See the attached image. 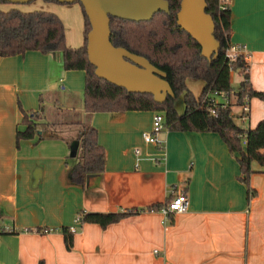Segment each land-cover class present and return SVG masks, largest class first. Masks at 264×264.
<instances>
[{
  "label": "crops",
  "instance_id": "crops-1",
  "mask_svg": "<svg viewBox=\"0 0 264 264\" xmlns=\"http://www.w3.org/2000/svg\"><path fill=\"white\" fill-rule=\"evenodd\" d=\"M66 6L74 24L65 4L35 11L56 15L66 46L76 49L84 42L83 13L77 3ZM11 9L20 8L2 12ZM230 10L231 47L244 48L251 87L264 92V0H230ZM84 75L66 71L61 53L0 57V264H264V171L254 166L249 186L243 184L237 155L216 133L164 130L161 147L144 144L154 112L86 114ZM189 83L198 98L203 83L198 93ZM24 113L47 126L37 132L43 141L17 144ZM240 115L232 107L236 127L255 129L264 121V103L253 98L246 119ZM79 123L97 130L106 153L104 172L87 176L83 186L70 180L79 162ZM177 193L187 196L189 208L168 220L145 210L105 229L77 223L81 212L141 210ZM61 228L75 230L71 251Z\"/></svg>",
  "mask_w": 264,
  "mask_h": 264
},
{
  "label": "trees",
  "instance_id": "trees-1",
  "mask_svg": "<svg viewBox=\"0 0 264 264\" xmlns=\"http://www.w3.org/2000/svg\"><path fill=\"white\" fill-rule=\"evenodd\" d=\"M168 3V12H158L151 20L133 22L110 17V43L114 48L144 58L154 68L165 74L172 95L161 102H155L150 94L129 93L95 75V68L90 64L87 54V35L91 25L81 4L84 19V42L79 48L66 46L65 31L61 20L52 13L43 11L22 12L11 9L0 11V57H14L27 52L42 55L61 53L63 68L66 71H82L84 75L83 104L86 114L125 113L131 111L154 112L164 115L166 130L170 132L216 133L227 146L232 155H237L241 178L249 186L250 176L255 173L253 165L264 171V121L255 129L241 130L233 123L231 109L242 106L245 100L256 98L264 103V92H256L251 87L248 66L242 56L235 60L227 57L231 49V10L230 1L224 7L222 0H205V12L213 21V37L219 44L217 57L207 59L201 55L200 45L177 25V14L181 0H164ZM47 2V1H46ZM4 2L0 1V4ZM59 4L57 2H52ZM7 4V3H4ZM241 77L238 90L231 87V74ZM192 79L203 83L198 98L187 89L186 80ZM228 94L234 98L233 103L225 109L216 106L215 115L211 95ZM182 97L184 113L179 115L174 108L175 101ZM23 131L16 134L17 144L21 140H32L37 134L38 124L23 114ZM79 154L78 163L70 173L72 183L83 186L89 175L101 174L105 170L106 153L98 142L97 130L86 124H78ZM47 126L41 127L42 130ZM56 135L54 132H48ZM45 138L38 135V141ZM245 140L244 151L241 148ZM250 197L255 193L250 192ZM169 201V200H168ZM167 201V202H168ZM158 204L141 210H124L115 213H85L78 216V225H98L101 229L119 221L147 211H160ZM0 209V235L2 229ZM67 251L73 248V233L69 228H61ZM39 264H43L40 262Z\"/></svg>",
  "mask_w": 264,
  "mask_h": 264
},
{
  "label": "water",
  "instance_id": "water-1",
  "mask_svg": "<svg viewBox=\"0 0 264 264\" xmlns=\"http://www.w3.org/2000/svg\"><path fill=\"white\" fill-rule=\"evenodd\" d=\"M12 5H25L35 0H0ZM59 4L82 5L91 30L87 35V54L95 75L125 89L129 93L150 94L155 102L172 95L165 74L144 58L132 55L110 43V17L133 21H149L158 12H168L164 0H43ZM205 0H181L177 25L186 31L201 48L207 59L216 58L219 44L213 37V21L205 12Z\"/></svg>",
  "mask_w": 264,
  "mask_h": 264
},
{
  "label": "built area",
  "instance_id": "built-area-1",
  "mask_svg": "<svg viewBox=\"0 0 264 264\" xmlns=\"http://www.w3.org/2000/svg\"><path fill=\"white\" fill-rule=\"evenodd\" d=\"M230 0H222V6H226L229 3ZM234 51L235 54L230 55L229 52ZM244 48H233L227 52V57L230 60H235L238 56H242L244 59L243 52ZM211 102H212V108L210 110L211 115H215V107L221 106L222 109L227 108L230 106L234 98L231 97L228 94H218L217 92H214L211 95ZM241 109V115L240 118L242 120L246 119L248 113H249V101L245 100L244 104L240 106ZM165 119L164 115L161 113H155L152 119L151 129L149 132H145L142 134V140L144 144L151 145V146H157L161 147V142L159 140V135L166 130L165 126ZM189 208V202L187 199V196L184 193H177V194H171V197L169 201L166 203V205L161 208L160 212L164 215L165 220H168L171 216L176 215H182L187 213ZM78 222V219H77ZM72 233L75 232L74 228L70 229ZM53 230H44L43 234L51 233ZM154 254H157L155 251Z\"/></svg>",
  "mask_w": 264,
  "mask_h": 264
},
{
  "label": "rangeland",
  "instance_id": "rangeland-1",
  "mask_svg": "<svg viewBox=\"0 0 264 264\" xmlns=\"http://www.w3.org/2000/svg\"><path fill=\"white\" fill-rule=\"evenodd\" d=\"M53 4L54 3H52V4L46 3V2H44L42 0H35V1H33V2L29 3V4H25V5H12V4H4V3H2V4H0V11L5 10L7 8V6H16V7H19L20 8L19 10H21L23 12L24 11L25 12H28V11H35L36 9L38 10L39 9L38 7L41 6V5L48 6V5H53ZM70 6H66L65 5V7H64V8L67 9V10H65V12H67L66 13V16H67L66 19H67V21H68L69 24H74V21H73V11L70 8ZM74 36H76V35H74ZM240 81H241V78H240V76L237 73L234 72V73L231 74V82H232L231 87H232V90H234L235 92L238 90ZM191 82L192 83H189L188 88L192 92L198 93L200 91V89H201L200 88V83L201 82H199L197 80H192V79H191ZM83 94H84V86H83V91L81 93L82 97H83ZM174 106H175L174 107L175 110H177L179 113H182L181 111L184 110V107H183V103H182V98L181 97H179L175 101ZM50 122H52V121H50ZM35 137H37L36 142H39L38 141V135H36ZM241 148L244 151V148L245 147H243V144L242 143H241ZM254 166H256V165L254 164L253 167Z\"/></svg>",
  "mask_w": 264,
  "mask_h": 264
}]
</instances>
